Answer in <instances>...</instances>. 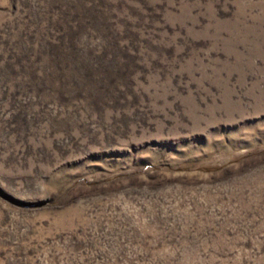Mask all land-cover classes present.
<instances>
[{
    "label": "rangeland",
    "instance_id": "rangeland-1",
    "mask_svg": "<svg viewBox=\"0 0 264 264\" xmlns=\"http://www.w3.org/2000/svg\"><path fill=\"white\" fill-rule=\"evenodd\" d=\"M0 264H264V0H0Z\"/></svg>",
    "mask_w": 264,
    "mask_h": 264
}]
</instances>
